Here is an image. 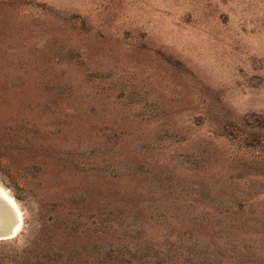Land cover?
<instances>
[{
  "label": "rangeland",
  "instance_id": "obj_1",
  "mask_svg": "<svg viewBox=\"0 0 264 264\" xmlns=\"http://www.w3.org/2000/svg\"><path fill=\"white\" fill-rule=\"evenodd\" d=\"M10 2L16 22L37 19L36 56L62 103L48 107L47 93L24 103L41 122L37 143L77 161L70 179L85 185L98 151L91 134L68 130L95 126L106 145L93 180L148 179L150 195L134 202L144 212L117 223L132 238L130 264H264V0ZM14 175L0 163L20 214L0 264H17L39 227L37 200Z\"/></svg>",
  "mask_w": 264,
  "mask_h": 264
},
{
  "label": "trees",
  "instance_id": "obj_2",
  "mask_svg": "<svg viewBox=\"0 0 264 264\" xmlns=\"http://www.w3.org/2000/svg\"><path fill=\"white\" fill-rule=\"evenodd\" d=\"M26 6L38 8L27 3ZM28 8L24 10L29 12ZM18 14L10 0H0V163L14 172L13 178L33 194L39 205V227L17 264H120L121 258H127L126 263L130 264L132 256L123 251L132 238L117 223L123 217L135 219L144 212L136 198L150 195L148 179L128 173L119 177L103 174L93 180L103 163L99 165L98 160L105 157L101 148L106 145L103 130L95 126L80 125L68 130L69 136L91 134L88 148L91 152L98 151V156L86 166V178L93 174L91 180H85V185L74 177L70 179L71 172L81 171L77 161H70L69 168V164L54 158L50 142L46 147L37 143V127H41V122L25 116L22 107L26 102L35 104L43 93L50 98L55 87L45 79L46 69L39 62L40 54L36 56L37 19L28 21L24 17L16 22ZM14 38L18 44L12 45L10 41ZM55 102V98H50L47 106ZM58 104L61 106V101ZM121 184L133 188L124 191L117 187ZM94 222H99L101 228L94 229ZM99 244L105 245L106 253L100 255L94 251Z\"/></svg>",
  "mask_w": 264,
  "mask_h": 264
},
{
  "label": "bare ground",
  "instance_id": "obj_3",
  "mask_svg": "<svg viewBox=\"0 0 264 264\" xmlns=\"http://www.w3.org/2000/svg\"><path fill=\"white\" fill-rule=\"evenodd\" d=\"M15 206L12 198L0 189V238L2 239L16 235L20 214Z\"/></svg>",
  "mask_w": 264,
  "mask_h": 264
},
{
  "label": "water",
  "instance_id": "obj_4",
  "mask_svg": "<svg viewBox=\"0 0 264 264\" xmlns=\"http://www.w3.org/2000/svg\"><path fill=\"white\" fill-rule=\"evenodd\" d=\"M15 237H16V235H14L13 237H11V238H9V239H2V238H0V241L10 240V239H13V238H15Z\"/></svg>",
  "mask_w": 264,
  "mask_h": 264
}]
</instances>
